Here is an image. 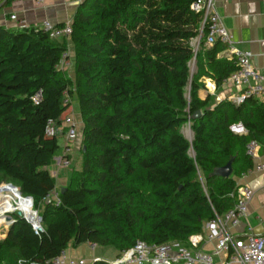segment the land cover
<instances>
[{"label":"trees","instance_id":"16d2710c","mask_svg":"<svg viewBox=\"0 0 264 264\" xmlns=\"http://www.w3.org/2000/svg\"><path fill=\"white\" fill-rule=\"evenodd\" d=\"M194 1L82 0L71 21L73 89L58 68L66 41L39 25H0V181L32 197L43 229L35 233L14 212L0 264H42L86 242L117 254L138 240L188 246L233 206L237 178L252 166L247 142L264 145V100L199 97L203 78L219 89L237 64L218 56L220 42L206 44ZM65 93L78 102L82 156L57 189L49 167L64 146L44 130L49 118L61 126L71 106ZM186 122L191 140L181 131ZM235 122L247 132H232ZM230 157L229 177L210 175ZM54 191L58 199L47 198Z\"/></svg>","mask_w":264,"mask_h":264},{"label":"built area","instance_id":"2783aa9c","mask_svg":"<svg viewBox=\"0 0 264 264\" xmlns=\"http://www.w3.org/2000/svg\"><path fill=\"white\" fill-rule=\"evenodd\" d=\"M81 1V0H72ZM191 9L202 15V26L207 27L206 44L213 45L220 42L224 45L226 53L235 59L237 68L226 79L238 90V94L230 99L235 104L242 103L246 97L254 96L264 99V74L260 72L252 64V53L250 51L240 50L235 46L232 34L223 25L220 15L218 14L214 0H195L191 5ZM10 19L16 20V14H11ZM39 27L48 34L52 39L60 37H70L72 33L71 22H67L62 26H58L49 20H43ZM199 43V38L194 39V51H196ZM69 54L65 52L58 64V68H65L71 64L68 59ZM34 102H39V95L34 96ZM71 99L68 93L64 95V103H70ZM78 122L70 115H65L61 126L56 120L49 118L45 124V134L48 136L58 135L59 129L62 126L66 127L65 145L60 156L54 157L56 165L67 168L71 164L69 156L73 149L77 146L81 147V131L78 132ZM80 130V129H79ZM230 130L237 134L247 132L246 127L241 122H235L230 125ZM260 144L255 139H250L246 144V153L250 157L256 155ZM263 169V165H259ZM9 185L16 190L18 188L11 183L4 182L0 185ZM234 194V193H233ZM232 194V195H233ZM254 194V190L248 185H239L235 191V202L225 213L217 214L207 220L202 228V232L189 237V245L184 246L177 243H147L143 240H138L133 246L122 250L114 258L105 260L100 256H92L88 262L69 260L65 252L62 251L59 255L42 264H264V235L256 233H247L244 237L234 236L230 228L236 227L243 218L246 217L248 204ZM52 197L58 199L57 192L47 195V198ZM32 210L36 216L35 221L30 222L35 233L41 232V217L38 210L33 207ZM12 211L8 213H14ZM7 215V213L5 214ZM216 241V249L214 253L207 252L200 247V243ZM91 250L97 247L94 242L89 243ZM223 252L225 259L216 261L214 255ZM37 264V263H30Z\"/></svg>","mask_w":264,"mask_h":264},{"label":"crops","instance_id":"0c3cea01","mask_svg":"<svg viewBox=\"0 0 264 264\" xmlns=\"http://www.w3.org/2000/svg\"><path fill=\"white\" fill-rule=\"evenodd\" d=\"M81 1H2L0 2V25L7 28H20L39 25L43 20H49L58 26H62L72 21L78 4ZM214 3L223 25L232 34L235 46L240 50L250 51L252 53V64L264 74V0H214ZM11 14H16L17 19H10ZM60 39L67 43V52L73 67L74 50L70 37H62ZM191 43L194 45V40ZM224 54H227L225 48L218 56ZM202 81L204 87L199 91V94L202 93L203 96H215L219 101L221 99L230 100L238 94L237 88L227 80L220 85L219 89H216L215 83L210 78H203ZM80 129H82V125ZM259 165L264 166V145L261 144L258 146L256 155L252 158V166L242 172L240 177L237 178L239 185H248L254 190V194L248 204L246 217L236 227L230 228L231 233L237 237H244L247 233L264 235V168L260 169ZM58 169L60 168L57 167L55 171L53 170L55 173H51V175L54 177L60 175L58 174ZM63 178L65 179V177ZM66 182H62L60 184L61 187L65 186ZM83 244L87 245L88 250L90 249L88 242L82 243L77 247L69 246L64 251L66 257L69 260L88 262L92 256H100L105 260H110L117 255V251L114 248L115 254L113 257L103 256V250L94 253L99 245L94 250L90 249L91 255H89V252H85L82 247ZM216 245V241H203L200 243L202 249L212 253H214ZM214 257L216 261H222L225 259V254L219 252Z\"/></svg>","mask_w":264,"mask_h":264},{"label":"rangeland","instance_id":"374dc122","mask_svg":"<svg viewBox=\"0 0 264 264\" xmlns=\"http://www.w3.org/2000/svg\"><path fill=\"white\" fill-rule=\"evenodd\" d=\"M60 38H62V37H60ZM60 38H57L56 40L57 41H59V42H61V39ZM193 41V40H192ZM70 61H71V59H70V57L68 58ZM193 60H191L190 62H189V66H190V69L192 70L193 69ZM61 70L62 71H64L65 73H66V76L68 77V79H69V88L70 89H73V87H74V85H73V67H72V62H71V64L70 65H68V66H66L65 68H61ZM200 96V98L201 99H205L207 96H203L202 95V93L201 94H199ZM69 97H70V95H69ZM186 97H188V88L186 89ZM215 97V96H214ZM70 99H71V106H70V109L65 113V115H70V116H72L73 118H74V120H76L77 122H78V124H77V126H78V132L79 131H81V129H80V126L82 125V123H81V117H80V113H79V108H78V102H77V99H76V96L75 95H73L72 96V98L70 97ZM215 101L217 102L218 100L216 99V97H215ZM213 99H212V101H211V104L210 105H212L214 102H215ZM64 115V116H65ZM80 129V130H79ZM181 131L186 135V137L189 139V140H191V138H192V133H191V129H190V124H189V122H186L185 124H183L182 126H181ZM62 132H64V131H62V128L61 129H59V133H58V142H59V144L60 145H64L65 144V142H66V140H65V134H62ZM189 154L190 155H192L193 156V151L192 150H190V152H189ZM58 156H60V155H56L55 157H58ZM81 156H82V154H81V147L80 146H77L76 147V149H74V151L72 152V154H71V156H69V158H70V160H71V164H70V166L69 167H67V168H63V167H61V166H58V165H56L55 163H56V160H54V164H52L50 167H49V169H50V172L52 173V174H54L55 172V170L57 169V167H59L60 169H64V170H60V169H58V174H60V175H57L56 177H55V181H56V185H57V189H60V187H61V183L62 182H65V181H67L68 182V179H69V176H71V174H75L78 170H80V166H81ZM54 170V171H53ZM63 177H65V179L63 178ZM67 182H66V184H67ZM1 183H4V181H0V184ZM6 186V185H5ZM4 187V185H0V190H2V191H4L5 190V188H3ZM54 193V192H53ZM25 197V196H24ZM17 211V210H16ZM7 215H10V216H12L13 217V213H7ZM2 224H0V226H1ZM5 231H6V227L5 226H1L0 227V239H3L4 237H5ZM83 248H84V250H85V252H89V255H91V250L89 249L88 250V247H87V245L86 244H83V246H82ZM101 250H103V256H109V257H113L114 256V249L112 248V247H110V246H98L96 249H95V251H94V253H98V252H100ZM177 264H180V263H177Z\"/></svg>","mask_w":264,"mask_h":264},{"label":"bare ground","instance_id":"6f19581e","mask_svg":"<svg viewBox=\"0 0 264 264\" xmlns=\"http://www.w3.org/2000/svg\"><path fill=\"white\" fill-rule=\"evenodd\" d=\"M4 191L0 190V224L5 223V214L8 212L20 210L26 218L35 221L36 216L32 210L30 198L24 197L19 190L6 185Z\"/></svg>","mask_w":264,"mask_h":264},{"label":"water","instance_id":"95a60500","mask_svg":"<svg viewBox=\"0 0 264 264\" xmlns=\"http://www.w3.org/2000/svg\"><path fill=\"white\" fill-rule=\"evenodd\" d=\"M200 114H201V111L197 110L194 114H192L190 116V119H195V118L199 117ZM232 162H233V157H230L225 165L220 166V167H216L215 169H213V171L210 173V175H212V176H221V177H229L231 175V173H232ZM16 214L19 215V216H22L21 212H19V211H17ZM22 217L25 218L24 216H22ZM26 220L28 221V219H26ZM5 221L6 222L3 223L1 226H5L6 227V231H5V236H6L8 231H9L10 226L14 222V219H13L12 216L9 215V216L5 217Z\"/></svg>","mask_w":264,"mask_h":264}]
</instances>
